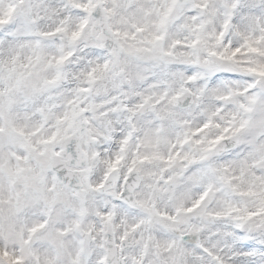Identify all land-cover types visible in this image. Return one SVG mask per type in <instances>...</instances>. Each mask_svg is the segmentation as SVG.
<instances>
[{
  "label": "snow or ice",
  "instance_id": "6c2138e0",
  "mask_svg": "<svg viewBox=\"0 0 264 264\" xmlns=\"http://www.w3.org/2000/svg\"><path fill=\"white\" fill-rule=\"evenodd\" d=\"M37 2L0 0V45L6 49L0 52V176L7 174L13 185L46 184L56 163L48 154L57 135L35 139L37 130L29 131L17 123L21 100L34 105L36 114L47 122L48 112L39 100L46 90L39 84L41 73L63 59L46 57L39 49V39L64 29L32 31L27 17ZM68 4L73 16H93L99 8L105 22L128 24L132 31L113 34L125 42L121 50L132 57L149 50L141 45L155 47L163 37L154 33H164L170 26L193 33L191 42L174 41L169 48L192 49L189 59L203 69L201 79L207 83L195 95L181 86L172 95L143 97L137 106L152 109L161 130L172 117L167 109L156 110L161 105L180 106L192 97L189 107H199L205 95L214 103L211 110L202 111L203 119L195 127L180 122L183 131L176 133L167 155L153 157L161 163L150 185L153 196L174 201V214L161 212L154 199L137 202L140 223L118 238L106 234L85 253L87 264H187L189 256L194 264H264V0H68ZM87 22L84 19L80 27ZM218 22V30L206 31L209 24ZM149 29L154 30L151 38L138 41ZM78 36L80 32L72 33L73 39ZM25 48L29 49L27 55ZM161 55L171 61L174 54L162 50ZM188 76L186 83H192L190 70ZM50 83L43 81L44 85ZM67 118H58L56 123ZM64 196L55 187L44 188V204L53 220ZM6 203L12 205L13 201L9 198ZM214 203L218 210H207ZM120 208L127 210L124 205ZM201 210L205 220L232 222L233 230L222 234L224 247L192 239L202 229L189 224L187 218ZM78 214L83 215V210ZM101 219L110 229L112 217ZM73 226L78 229L79 222ZM46 227L42 222L26 231L11 226L7 231L0 229V264H56V257L42 256V249L33 245V237ZM58 228L59 236L67 234L63 224ZM140 229L147 236L142 233L129 245V234ZM90 233L91 226L84 235ZM225 250L228 257L222 255ZM70 264H81L80 256Z\"/></svg>",
  "mask_w": 264,
  "mask_h": 264
},
{
  "label": "clouds",
  "instance_id": "9594fccd",
  "mask_svg": "<svg viewBox=\"0 0 264 264\" xmlns=\"http://www.w3.org/2000/svg\"><path fill=\"white\" fill-rule=\"evenodd\" d=\"M73 11L68 0H38L27 17L32 31L64 29L37 41L46 57L63 59L41 73L39 84L46 90L39 100L48 112L47 122L36 114L34 105L21 100L17 106L18 125L29 131L37 130L35 139L57 135L48 154L56 163L46 184L13 185L7 174L0 176V229L7 231L11 226L16 231H26L34 224L46 222L47 227L33 237V245L42 249V256L56 257V264H70L77 256L81 264H87L85 253L106 234L118 238L132 225L140 223L139 201L154 199L161 212L174 214V201L153 196L150 185L161 168L160 161L153 157L167 155L176 133L183 131L178 127L180 122L188 121L195 127L203 119L202 111L214 107L207 95L199 101V107H189L192 97H188L189 103L180 106L161 105L156 110L167 109L172 113L163 130L152 109L137 107L143 97L155 98L164 92L172 95L181 86L195 95L207 83L201 79L203 69L189 59L192 49L169 48L174 41L191 42L193 33L182 26H170L164 33H154L163 37L155 47L141 45L149 50L132 57L121 50L125 42L113 34L116 30L132 31L128 24L105 22L99 8L93 16H73ZM84 19L88 22L81 28ZM218 29L219 22L209 24L206 31ZM76 31L80 36L73 39L72 33ZM153 32L149 29L138 41L150 39ZM5 50L0 45V52ZM162 50L173 52L171 61L162 57ZM23 53L29 54V49L25 48ZM189 70L192 83H186ZM44 80L52 83L44 85ZM65 115L68 118L57 124L56 120ZM45 187H55L65 193L64 202L57 206L55 220L44 204ZM17 196L19 211H16ZM9 198L12 205L6 203ZM120 205L127 210L122 211ZM81 210L83 215L78 214ZM207 210H218V206L214 203ZM203 211L187 218L189 224L202 229L192 239L224 247L222 234L233 230L232 222L205 220ZM106 216L112 217L110 229L101 219ZM75 222H79L78 229L73 226ZM60 224L67 231L65 236L57 234ZM89 226L91 233L85 236ZM142 233L147 236L144 229L130 233L129 245ZM214 233L220 235L214 236ZM222 255L228 257L230 253L225 250ZM145 264L151 262L145 261ZM187 264H194L191 256Z\"/></svg>",
  "mask_w": 264,
  "mask_h": 264
}]
</instances>
